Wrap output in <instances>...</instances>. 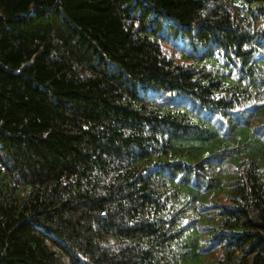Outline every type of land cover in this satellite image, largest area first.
Masks as SVG:
<instances>
[{
    "label": "trees",
    "instance_id": "1",
    "mask_svg": "<svg viewBox=\"0 0 264 264\" xmlns=\"http://www.w3.org/2000/svg\"><path fill=\"white\" fill-rule=\"evenodd\" d=\"M0 264H264V0H0Z\"/></svg>",
    "mask_w": 264,
    "mask_h": 264
}]
</instances>
